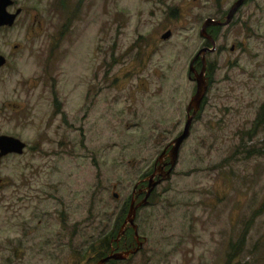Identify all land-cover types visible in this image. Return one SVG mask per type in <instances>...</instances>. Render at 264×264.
Wrapping results in <instances>:
<instances>
[{"label": "rangeland", "instance_id": "rangeland-1", "mask_svg": "<svg viewBox=\"0 0 264 264\" xmlns=\"http://www.w3.org/2000/svg\"><path fill=\"white\" fill-rule=\"evenodd\" d=\"M14 1L22 13L0 35L23 48L0 72V135L26 150L0 158V242H22L21 264H94L183 130L202 24L236 0ZM209 33L204 102L137 215L144 248L115 264H264V0Z\"/></svg>", "mask_w": 264, "mask_h": 264}, {"label": "flooded vegetation", "instance_id": "flooded-vegetation-1", "mask_svg": "<svg viewBox=\"0 0 264 264\" xmlns=\"http://www.w3.org/2000/svg\"><path fill=\"white\" fill-rule=\"evenodd\" d=\"M246 3V2H245ZM244 6V5H243ZM242 6V7H243ZM241 7V8H242ZM18 9L21 10L20 14L16 17L14 23L11 25V26H2L0 27V33H4L6 31H11L12 29H14L16 27V24H17V21L19 19V16L21 15L22 13V9L19 8V7H16V1L12 0V5H10L8 8H7V11L11 14L15 13ZM239 12V11H238ZM237 12V13H238ZM227 14V13H226ZM226 15H223L221 16L220 19H217V20H223V18L225 17ZM236 16V15H235ZM234 19V18H233ZM233 21V20H232ZM232 23V22H231ZM230 23V24H231ZM228 27V26H227ZM213 29H218V30H221L223 29L224 27H211ZM210 29H208V33H209ZM210 34V33H209ZM211 35V34H210ZM212 36V35H211ZM213 38V37H212ZM216 43V41H215ZM209 44H206V46H208ZM205 46V47H206ZM7 47L8 49L10 48V50L5 53L4 52V48ZM23 48V46H20L19 44H13L11 42L10 39H8V36H5V34H1L0 35V56L4 59V65L0 67V72L4 69V68H7L10 63L12 62L13 58H14V55H15V52L17 53L18 51H21ZM232 50V49H231ZM14 54V55H13ZM194 68L197 72L200 71V68H201V63L199 60H197L194 64ZM208 70L206 71V78L208 79V76H207V73ZM189 79V77H188ZM190 80V79H189ZM193 82V80H190ZM194 83V82H193ZM208 84H209V81H208ZM209 88V87H208ZM205 99V98H204ZM204 101V100H203ZM56 105H59V101H54ZM60 106V105H59ZM188 106V105H187ZM202 106V104H201ZM23 108L19 107L16 112H19L21 111ZM201 109V107H200ZM57 111L61 112V108H57ZM199 113V112H198ZM198 113L195 115L192 123H191V127H190V130H189V135H190V132H191V129H192V125L194 123V121L196 120L197 116H198ZM192 114V110L189 112V115ZM185 116L187 118V107H186V111H185ZM186 121V119H185ZM185 124V123H184ZM182 133V132H181ZM180 133V134H181ZM179 134V135H180ZM178 135V136H179ZM0 136H8V137H14V136H11V135H0ZM177 136V137H178ZM176 137V138H177ZM189 137V136H188ZM16 138V137H14ZM18 139V138H17ZM20 140V139H19ZM187 140V139H186ZM185 140V141H186ZM184 141V142H185ZM183 142V143H184ZM24 143V142H23ZM171 142H169L168 144H166L162 150L160 151L159 155L157 156V158L155 159L154 163H153V166H152V170L147 173L146 175H144L141 179H138V181L134 184V187L132 189V193H131V196H130V200H129V205H128V209H127V212L125 213V210H121V214L117 216L116 218V221H115V224H114V227L113 229L111 230V232L105 236V237H102L100 239V244H99V248H101V250L103 251L104 249V252H100L98 255H96L97 257L95 258V262L94 264H97L100 260H102L103 258H106L107 256L109 255H113V254H116V253H120V252H126V251H132L134 250V248H136L138 246V243H143V246L142 248L134 255H130L128 257V259L126 260H120V261H116V260H113V259H110L109 261H107L105 264H115V263H118V262H125V261H129L131 260L134 256H136L137 254H139V252L144 248V244L146 243V238L145 237H142L139 235L138 233V225H137V215L139 213V211L144 208V207H147L150 203H151V197L153 196V193H154V190L155 188L161 184L163 181H162V177H165L166 176V172L170 169L171 167V162H172V155H171V150H172V147L171 146ZM183 145V144H182ZM181 145V146H182ZM181 149V147H180ZM180 149H179V152H180ZM26 150V148H25ZM179 152H178V156H179ZM11 155H17V154H7L3 157H0V158H5L7 156H11ZM20 156V155H19ZM177 160H178V157H177ZM177 164V162H176ZM174 170V169H173ZM173 171L171 172L170 174V177L172 175ZM170 177L168 179H170ZM167 179V180H168ZM161 182L159 184H157L151 191L150 195L148 196V198L146 199V201L144 200L145 196H146V193H147V188L149 186V183H156L157 181H160ZM2 186H3V183L2 181L0 180V194L3 192L1 191L2 190ZM3 190H4V187H3ZM115 195V194H114ZM115 197V196H114ZM116 199L118 198V195L117 197H115ZM133 206L136 208V211H135V217H134V225L136 227V230H137V237L135 236V232L132 228V226L129 224V223H126V216H127V213L129 211V208L130 206ZM6 240V239H5ZM5 240H2L0 242V264H21V259H22V255L24 254L22 252V248H24L22 246V242L17 240V241H5ZM104 247V248H103ZM107 250V251H106ZM32 255H36L35 253L31 252ZM27 254L25 253V256Z\"/></svg>", "mask_w": 264, "mask_h": 264}, {"label": "water", "instance_id": "water-1", "mask_svg": "<svg viewBox=\"0 0 264 264\" xmlns=\"http://www.w3.org/2000/svg\"><path fill=\"white\" fill-rule=\"evenodd\" d=\"M246 0H236L230 9L228 10L226 16L223 18V20H214V19H207L204 21L200 28L199 36L202 38L207 44L210 45V47L206 46L200 49L197 54L193 57V59L190 61L188 66V77L190 80H193L195 83V93L191 96L188 106H187V118L182 130V133L172 141L171 146V155H172V162L170 169L166 172V176L162 177L163 180H167L170 177L171 172L176 166L178 152L183 144V142L188 138L189 136V130L191 127V123L195 117V115L200 111L201 104L203 103L204 98L206 97L207 91H208V79L206 78V61L205 56L207 54H212L216 51V43L212 36L208 33V29L211 27H226L229 26V24L232 22L233 18L237 14V12L241 9V7L245 4ZM12 5V0H0V27L2 26H11L16 17L20 14L21 10L18 9L15 13L11 14L7 11V8ZM171 36V33L168 31L164 35H162L161 39L166 40ZM199 60L201 63L200 71L197 72L194 68L195 62ZM4 59L0 56V67L4 65ZM192 110V114L189 115V112ZM26 144L23 143L21 140L14 138V137H8V136H0V157H3L7 154H17L22 155L25 151ZM161 182L157 181L156 183H149V186L147 188V193L144 198H148L150 195L152 189ZM117 197V195H114ZM135 211L136 208L132 205L129 208V211L126 216V223H129L134 232L135 236L137 237V230L133 223L134 217H135ZM143 246V243H138V246L134 248L132 251H126V252H120L116 254H111L107 256L106 258H103L100 260L97 264H105L110 259L120 261V260H126L130 255L136 254Z\"/></svg>", "mask_w": 264, "mask_h": 264}, {"label": "trees", "instance_id": "trees-1", "mask_svg": "<svg viewBox=\"0 0 264 264\" xmlns=\"http://www.w3.org/2000/svg\"><path fill=\"white\" fill-rule=\"evenodd\" d=\"M247 1H249V0H246V2ZM215 28V27H214ZM210 30H212L213 28H209ZM216 29V28H215ZM216 30H218V29H216ZM213 37V36H212ZM204 102V101H203ZM262 122H264V120H263V117H262V115H260L259 117H258V120L256 121V123H262ZM104 248V247H103ZM105 249V248H104ZM104 249H103V251L101 250V248H100V250H101V252H104ZM107 251V250H106Z\"/></svg>", "mask_w": 264, "mask_h": 264}]
</instances>
